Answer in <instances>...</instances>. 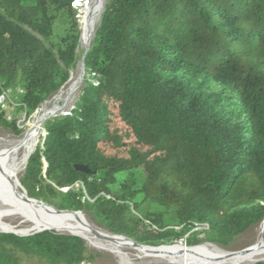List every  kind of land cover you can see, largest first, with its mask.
Returning <instances> with one entry per match:
<instances>
[{
  "label": "trees",
  "instance_id": "trees-1",
  "mask_svg": "<svg viewBox=\"0 0 264 264\" xmlns=\"http://www.w3.org/2000/svg\"><path fill=\"white\" fill-rule=\"evenodd\" d=\"M76 1L0 0V95L23 90L29 118L77 68ZM84 63L76 110L45 122L21 175L30 199L141 245L207 224L204 239L232 249L260 225L264 0H108ZM0 129L22 135L1 108ZM89 252L75 236L0 233V264H79Z\"/></svg>",
  "mask_w": 264,
  "mask_h": 264
},
{
  "label": "bare ground",
  "instance_id": "bare-ground-1",
  "mask_svg": "<svg viewBox=\"0 0 264 264\" xmlns=\"http://www.w3.org/2000/svg\"><path fill=\"white\" fill-rule=\"evenodd\" d=\"M107 2L80 1L83 4L79 21L80 47L85 53L78 61L67 87L58 92L52 102L46 101L47 104L38 110L31 127L23 136L14 139L0 137V232L30 235L46 230L57 231L79 236L90 247L112 254L122 248L137 250L140 256L152 254L153 258H167L187 252L193 264H255L264 260V220L259 225L255 243L245 250L229 251L211 243H203L188 251L177 247L149 251L95 226L81 212L60 211L42 201L30 199L22 188L21 175L37 148L44 123L49 118L67 117L75 109L83 88V59L90 49Z\"/></svg>",
  "mask_w": 264,
  "mask_h": 264
},
{
  "label": "built area",
  "instance_id": "built-area-1",
  "mask_svg": "<svg viewBox=\"0 0 264 264\" xmlns=\"http://www.w3.org/2000/svg\"><path fill=\"white\" fill-rule=\"evenodd\" d=\"M78 1L79 0H77L75 3H77ZM23 94H24V91L21 89H16V90L7 89V90H3L2 94L0 95V108L6 114L7 120L9 122H12L15 119H18V124H20L23 119H26L27 117L26 106L24 105L22 106L20 115L17 114V110L21 106L17 102V100H18V97ZM208 230H209V225L207 224L198 225L186 237L176 240L172 244L161 245V246L141 245V244L134 242L131 239H127V240L133 243L136 247L149 249V251L153 249L176 248V247L182 248L185 251H188V250L197 248L202 242H207L204 239L205 238L204 232ZM195 233L202 234L201 243L196 246H192L189 244V237ZM89 247L90 246L88 245V248ZM90 248L94 249L92 247ZM110 254L115 257L116 264H193L194 263L192 257H189L187 255V252L177 254L175 256H169L167 258H153L152 254H145L144 256L142 255L140 256L137 250H133L130 248H122V249H117V253L115 254L110 253ZM79 264H96V263L93 260L86 258L83 261H81Z\"/></svg>",
  "mask_w": 264,
  "mask_h": 264
},
{
  "label": "rangeland",
  "instance_id": "rangeland-1",
  "mask_svg": "<svg viewBox=\"0 0 264 264\" xmlns=\"http://www.w3.org/2000/svg\"><path fill=\"white\" fill-rule=\"evenodd\" d=\"M84 1V0H82ZM81 4V5H80ZM80 5V6H79ZM82 3L80 2H77L73 5V7L77 10V13H78V16H77V20H78V23H79V26H80V17L82 16ZM81 28V27H80ZM81 32V31H80ZM80 49V50H79ZM81 51V52H80ZM84 51L81 49L80 47V43H79V48H78V60L82 59L81 56L84 55ZM77 69V68H76ZM76 71V70H75ZM74 71V72H75ZM55 98V97H54ZM53 98V99H54ZM53 99H51L50 101H48L49 103L53 101ZM47 104V103H46ZM21 113V110L18 109L17 110V114L20 115ZM36 115V114H35ZM35 115L31 118L29 117H26V119H23L22 122L19 124V128L22 130V135L23 136L25 134V132L31 127V124L33 123L34 121V118H35ZM56 118V117H55ZM45 124V123H44ZM44 126V125H43ZM44 136L45 135V132L43 131V127L41 128V132H40V136ZM19 136V137H21ZM0 137H7V138H19L17 137L15 134L11 133V132H8V131H5L3 129H0ZM39 142V140H38ZM23 187V186H22ZM24 189V188H23ZM25 191V190H24ZM48 205V204H47ZM83 213V212H81ZM88 220H90V218H88V216L83 213ZM92 222V220H90ZM94 223V222H92ZM261 224V223H260ZM95 226L101 228V229H104L102 226H99L97 224L94 223ZM258 229H259V226H256L252 229H250L247 233H245L244 235L240 236L236 243L234 244V247L232 249H225V250H229V251H241V250H245L249 247H251L255 241H256V237L258 236ZM105 230V229H104ZM51 231V230H49ZM0 233H3V232H0ZM5 234H14V235H17L15 233H5ZM35 234V233H34ZM34 234H30V235H17V236H20V237H25V236H32ZM203 243H208V242H202L201 244ZM200 244V245H201ZM90 248V247H89ZM224 249V248H223ZM90 256H93V261L96 263V264H116V259L113 255H111L110 253L108 252H103V251H99V250H96V249H91L90 248ZM264 260L262 261H259L255 264H259V263H263Z\"/></svg>",
  "mask_w": 264,
  "mask_h": 264
},
{
  "label": "water",
  "instance_id": "water-1",
  "mask_svg": "<svg viewBox=\"0 0 264 264\" xmlns=\"http://www.w3.org/2000/svg\"><path fill=\"white\" fill-rule=\"evenodd\" d=\"M80 1H82V0H79L78 2H80ZM96 34V33H95ZM88 53H89V51L86 53V55H85V57H84V59H83V66H84V68H85V59H86V56L88 55ZM84 77V76H83ZM75 110H76V108H75ZM74 110V111H75ZM38 112V111H37ZM36 112V113H37ZM71 116V115H70ZM49 119H51V118H49ZM48 119V120H49ZM33 155V154H32ZM31 155V156H32ZM30 156V157H31ZM77 170L79 171V172H84V173H88L89 172V170L87 169V168H85V167H77ZM25 190V189H24ZM64 192H66L67 190H63ZM26 192V191H25ZM26 194H27V192H26ZM28 195V194H27ZM31 198V197H30ZM42 201V200H41ZM67 212V211H66ZM46 231H48V232H55L56 234H59V235H68V236H75V237H79V236H76V235H70V234H61V233H59V232H57V231H49V230H46ZM42 232H45V231H42ZM42 232H40V233H42ZM5 234V233H4ZM115 235V234H114ZM17 236V235H16ZM115 236H118V237H123V238H126V239H129V238H127V237H125V236H120V235H115ZM20 237V236H19ZM25 237H31V236H25ZM79 238H81V237H79ZM82 239V238H81ZM82 240H84V239H82ZM201 243V242H200ZM199 243V244H200ZM87 244V243H86ZM212 244V243H211ZM214 245V244H213ZM215 246H217V245H215ZM219 247V246H218Z\"/></svg>",
  "mask_w": 264,
  "mask_h": 264
}]
</instances>
